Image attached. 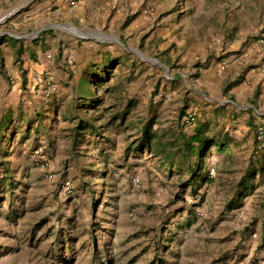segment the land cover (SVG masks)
<instances>
[{"label": "rangeland", "instance_id": "1", "mask_svg": "<svg viewBox=\"0 0 264 264\" xmlns=\"http://www.w3.org/2000/svg\"><path fill=\"white\" fill-rule=\"evenodd\" d=\"M187 1L90 0L94 15L48 26L85 46L93 97L54 129L30 106L14 115L22 91L0 106V264H264V103L227 96L241 75L221 78L223 53L174 42ZM226 1L211 0L215 13ZM12 7L3 37L24 33ZM141 14L153 19L131 28ZM161 16L174 40L152 38ZM146 125L151 149L139 150ZM196 128L226 152L213 144L200 157Z\"/></svg>", "mask_w": 264, "mask_h": 264}, {"label": "crops", "instance_id": "2", "mask_svg": "<svg viewBox=\"0 0 264 264\" xmlns=\"http://www.w3.org/2000/svg\"><path fill=\"white\" fill-rule=\"evenodd\" d=\"M125 1L116 0L119 6ZM88 2L90 0H0V13L7 4L15 6L12 7V14L18 11L15 17L19 20L17 28L24 32L21 36L8 34L9 37H3L6 33L0 31L1 110L5 108L8 94L16 97L22 91L20 103L11 106L15 110L14 115L18 118L26 116V112L29 115L30 106L38 120L42 118L45 128L54 129L67 120L72 122L71 116L63 117V114L70 115L71 110L75 111V102L87 105V101L92 99L93 94H89L91 89L88 87L90 76L85 71L88 63L81 62L79 57V52L85 46L72 38L66 28L48 27L56 19L68 22L75 20L76 16L84 18L87 13L94 15L95 10L87 11L85 8ZM181 5L187 6L189 12L182 17L176 15L175 21L183 23L170 25L171 29H182L179 35L181 39L174 40L172 34L169 35L166 16H161L159 32L153 34L152 38L163 32L167 35L166 39L170 37L178 45L190 47L196 42L198 47L193 48L195 53H223L225 56L217 63L221 69L226 67L220 74L221 78L233 80L235 75H241L238 80L232 81L233 84L229 85V81L224 85L227 96L235 97L236 101L249 100L248 103L254 102L260 107L264 103V48L259 45V40H264V0H227L221 5L226 11L220 10L219 13H215L211 0H190ZM4 17H0V20ZM151 19L152 16L143 14L135 16L130 27H145ZM139 22L142 24H137ZM34 32L40 35L34 38L31 35ZM188 37H195V41L191 42ZM66 42H69V46ZM166 45L161 43V46ZM48 75L53 82L51 88H46L43 82ZM8 77L14 78L13 84L8 83ZM62 105H66L64 110ZM84 110L87 109L81 108V111ZM108 140L111 143L119 142L117 135H110ZM213 144H216L218 155L226 152L223 143H212L210 147ZM223 160L219 156L216 159L218 175L225 170L221 168L226 163ZM246 180L244 176L240 182L244 184ZM212 193L213 190L209 194Z\"/></svg>", "mask_w": 264, "mask_h": 264}, {"label": "trees", "instance_id": "3", "mask_svg": "<svg viewBox=\"0 0 264 264\" xmlns=\"http://www.w3.org/2000/svg\"><path fill=\"white\" fill-rule=\"evenodd\" d=\"M153 133L151 132L150 128L148 127V125L144 126L143 130H142V138L141 140L139 141V145H138V149L139 150H143L145 148L147 149H151V141L153 139ZM190 141H196L198 143V146L197 148H195L194 146H191L190 142H188V145L190 150H195L197 149V153H199V156L201 157L202 155V152L203 150H207L208 149V146L210 145L209 144V141L208 140H204V139H201L200 138V131L198 128H196L194 134L190 137ZM137 150V148H136ZM196 166L194 167V169L197 167V163H195Z\"/></svg>", "mask_w": 264, "mask_h": 264}, {"label": "built area", "instance_id": "4", "mask_svg": "<svg viewBox=\"0 0 264 264\" xmlns=\"http://www.w3.org/2000/svg\"><path fill=\"white\" fill-rule=\"evenodd\" d=\"M259 45H260L262 48H264V40H263V39H260V40H259ZM43 82H44V84L46 85V88H51V87L53 86V84H52L53 82H52V79H51L50 75L44 77V78H43ZM43 165H46V163L43 164ZM136 182H138L137 179H136ZM65 189H66V188H65Z\"/></svg>", "mask_w": 264, "mask_h": 264}]
</instances>
